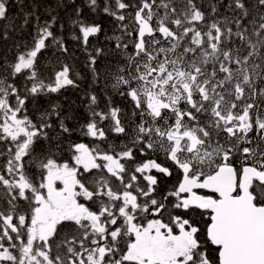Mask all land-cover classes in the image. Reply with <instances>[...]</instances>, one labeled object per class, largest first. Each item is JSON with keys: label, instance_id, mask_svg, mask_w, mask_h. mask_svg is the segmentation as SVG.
I'll list each match as a JSON object with an SVG mask.
<instances>
[{"label": "snow or ice", "instance_id": "1", "mask_svg": "<svg viewBox=\"0 0 264 264\" xmlns=\"http://www.w3.org/2000/svg\"><path fill=\"white\" fill-rule=\"evenodd\" d=\"M41 7L0 0V264H264V0Z\"/></svg>", "mask_w": 264, "mask_h": 264}, {"label": "trees", "instance_id": "2", "mask_svg": "<svg viewBox=\"0 0 264 264\" xmlns=\"http://www.w3.org/2000/svg\"><path fill=\"white\" fill-rule=\"evenodd\" d=\"M28 0H25V3H27ZM38 2L41 4V14H42V19L44 18L43 16V6L44 5H47V4H51L52 6H55V4L57 3V0H38ZM65 2H67V0H65ZM78 3L81 2V0H77ZM12 12L13 13H16L17 12V8L15 6L12 7ZM59 11V15H60V20L58 22H62L65 24V32H64V35L67 37L69 35V31H70V23H69V20H68V15L72 12V7L69 6L67 8H60L58 9ZM55 14V13H54ZM106 23V27H110V25ZM69 43L71 44L72 42L70 41L69 39ZM77 56L80 57L81 61L83 60V54L80 53L79 51H77ZM68 99L65 101L63 100V98H61L62 102L65 103V104H69L71 103L72 101H75L77 100V96H78V93L76 90H69L67 93H66Z\"/></svg>", "mask_w": 264, "mask_h": 264}]
</instances>
